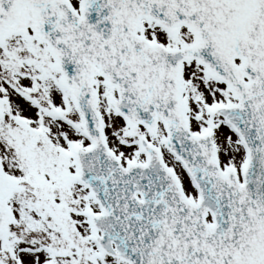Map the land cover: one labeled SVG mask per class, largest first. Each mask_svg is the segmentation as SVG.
Instances as JSON below:
<instances>
[{"label":"snow or ice","instance_id":"1","mask_svg":"<svg viewBox=\"0 0 264 264\" xmlns=\"http://www.w3.org/2000/svg\"><path fill=\"white\" fill-rule=\"evenodd\" d=\"M0 264H264V0H0Z\"/></svg>","mask_w":264,"mask_h":264}]
</instances>
